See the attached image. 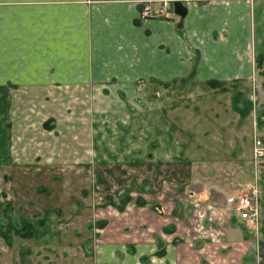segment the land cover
<instances>
[{"label": "crops", "instance_id": "crops-1", "mask_svg": "<svg viewBox=\"0 0 264 264\" xmlns=\"http://www.w3.org/2000/svg\"><path fill=\"white\" fill-rule=\"evenodd\" d=\"M174 1L0 0V98L76 99L71 152L109 175L83 264H264V0ZM25 124L0 110V163L34 157ZM252 190L249 223L228 200Z\"/></svg>", "mask_w": 264, "mask_h": 264}, {"label": "rangeland", "instance_id": "rangeland-1", "mask_svg": "<svg viewBox=\"0 0 264 264\" xmlns=\"http://www.w3.org/2000/svg\"><path fill=\"white\" fill-rule=\"evenodd\" d=\"M10 90L11 97L0 98V110H17L19 129L31 124L35 146L33 158L0 163V264H83L81 248L89 249L86 240L95 238L97 218L105 214L101 208L109 204V175L101 171L102 179L90 177L95 164L78 163L71 152L75 117H82L71 110L76 99ZM146 92L147 101H152L153 87H146ZM218 99L211 102L213 97L204 96L202 104L216 108ZM57 116L63 119L57 122Z\"/></svg>", "mask_w": 264, "mask_h": 264}, {"label": "built area", "instance_id": "built-area-1", "mask_svg": "<svg viewBox=\"0 0 264 264\" xmlns=\"http://www.w3.org/2000/svg\"><path fill=\"white\" fill-rule=\"evenodd\" d=\"M155 14L151 9V1L143 4L140 10V19L153 17ZM252 158L254 166L264 164V140L257 139L253 143ZM256 190L251 193H243L236 198H230L229 203L233 204L234 210L237 212L241 220L252 223L258 214Z\"/></svg>", "mask_w": 264, "mask_h": 264}, {"label": "water", "instance_id": "water-1", "mask_svg": "<svg viewBox=\"0 0 264 264\" xmlns=\"http://www.w3.org/2000/svg\"><path fill=\"white\" fill-rule=\"evenodd\" d=\"M174 12L179 15L180 17H184L185 13H186V8L185 6H183V4L181 3V1L176 0L174 1Z\"/></svg>", "mask_w": 264, "mask_h": 264}, {"label": "trees", "instance_id": "trees-1", "mask_svg": "<svg viewBox=\"0 0 264 264\" xmlns=\"http://www.w3.org/2000/svg\"><path fill=\"white\" fill-rule=\"evenodd\" d=\"M214 83H212V85H213ZM215 85V84H214Z\"/></svg>", "mask_w": 264, "mask_h": 264}]
</instances>
